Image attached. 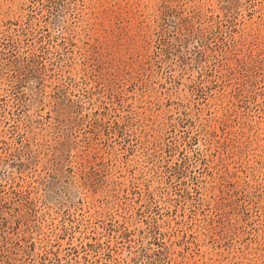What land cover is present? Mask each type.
<instances>
[{
  "label": "rangeland",
  "instance_id": "rangeland-1",
  "mask_svg": "<svg viewBox=\"0 0 264 264\" xmlns=\"http://www.w3.org/2000/svg\"><path fill=\"white\" fill-rule=\"evenodd\" d=\"M0 264H264V0H0Z\"/></svg>",
  "mask_w": 264,
  "mask_h": 264
}]
</instances>
